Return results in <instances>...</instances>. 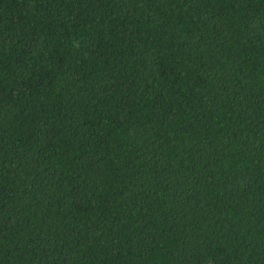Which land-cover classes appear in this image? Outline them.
I'll return each mask as SVG.
<instances>
[{"label": "trees", "instance_id": "1", "mask_svg": "<svg viewBox=\"0 0 264 264\" xmlns=\"http://www.w3.org/2000/svg\"><path fill=\"white\" fill-rule=\"evenodd\" d=\"M0 264H264V0H0Z\"/></svg>", "mask_w": 264, "mask_h": 264}]
</instances>
